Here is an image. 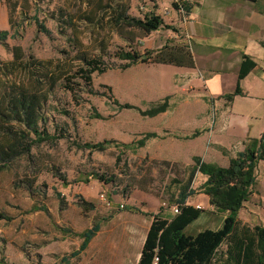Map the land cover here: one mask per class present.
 <instances>
[{
  "label": "rangeland",
  "instance_id": "374dc122",
  "mask_svg": "<svg viewBox=\"0 0 264 264\" xmlns=\"http://www.w3.org/2000/svg\"><path fill=\"white\" fill-rule=\"evenodd\" d=\"M62 2L68 5L67 10H57ZM74 5V0H17L10 28L7 10L2 8L5 1L0 0V29L10 30L0 41V97L8 92L45 90L48 98L38 125L58 136L55 142L33 146L28 156L22 154L7 166L0 165V264H135L148 223L146 215L152 210L173 215L174 200L189 172L190 165L183 162L149 159L138 153L117 159L116 147L103 151L76 147L77 142L110 137L144 141L148 138L144 133L151 130L168 134L160 126L161 118L155 117L163 111L151 115L147 110L152 103L167 101L169 105L171 100H180L157 91L161 74H156L151 62L120 67L126 61L114 54L141 46L142 35L135 42L128 39L134 33L141 34L140 30H116L105 19L89 22L85 18L89 10H76ZM132 7L129 14L138 16L152 4L136 0ZM34 16L48 34L36 25ZM81 54L99 58L107 67L103 73L92 72L89 84L85 73L77 72L85 66ZM253 102H261L264 108L262 101ZM95 112L102 117L96 118ZM254 122L260 124L257 132L254 130L259 138L264 131L263 112ZM11 124L24 128L14 120ZM193 130L186 139V149L200 152L191 151L192 165L197 158L209 162L211 155H219L211 144L214 137L197 135L203 128L193 126ZM139 131L143 134L137 136ZM193 138H197L194 145ZM92 172L104 180L93 178ZM197 172L198 179L194 177L191 183L196 191L188 197L190 203H200L205 213L183 229L186 234L220 227L227 213L211 207L198 191L199 178L206 175ZM256 174L254 192L239 213V232L264 224V161L258 163ZM82 198L93 202L94 208L83 209L79 205ZM97 221L100 229L87 247L70 256L81 241L72 233L82 232ZM226 248L223 242L218 251Z\"/></svg>",
  "mask_w": 264,
  "mask_h": 264
},
{
  "label": "trees",
  "instance_id": "16d2710c",
  "mask_svg": "<svg viewBox=\"0 0 264 264\" xmlns=\"http://www.w3.org/2000/svg\"><path fill=\"white\" fill-rule=\"evenodd\" d=\"M7 9V18L10 28L12 27V14L17 6V0H4ZM83 1V0H80ZM87 4H94L97 8L111 7L110 3H102L101 0H84ZM152 4V8L139 13L138 16L129 14L131 7L130 0L116 3L112 10H89L85 11L87 21L95 23L106 20L116 30L125 28H136L141 31L128 36L130 40L149 34L159 28H169L176 31V28L164 22L159 10L157 0H147ZM257 1V0H250ZM170 7L178 10L184 15L190 9V3L185 0H170ZM57 10H65L59 8ZM88 14L93 15L88 18ZM97 15L96 19H93ZM37 26L41 27L44 33H49L36 16L33 17ZM97 23V22H96ZM9 29H0V41H4L9 35ZM140 43L141 40H139ZM264 46V39L260 41ZM144 58L138 47L120 49L114 55L125 60L120 67L126 68L140 62L167 63L177 66H193L194 60L189 46L184 42L165 43L158 49H145ZM84 65L78 71L85 73L84 79L87 84L91 81V73L98 71L103 73L107 67L102 66L99 58L88 57L81 54ZM254 63H246L242 60L238 74V80L242 79L248 69ZM110 88V87H109ZM111 89V88H110ZM90 93H95L92 90ZM242 91L237 83L233 92L225 94L224 97L230 101ZM48 98V93L40 92H8L0 97V165L7 166L18 156L29 155L31 148L41 142H55L58 136L49 134L39 128L40 112L43 104ZM167 101L163 103H152L148 114H156L167 109ZM95 117H102L99 112H95ZM16 121L24 128L16 127L11 121ZM145 137L154 136L148 132ZM143 140L139 139L136 146L142 145ZM76 147L89 151H103L108 147L127 146L116 139L108 138L98 141L85 140L77 142ZM121 151L117 153V159L121 156ZM195 164L189 166V172L185 182L175 198L178 205V212L170 218L162 217L158 212L151 213V221L145 238L143 240L138 259L135 264H264V225L254 224L252 228H245L244 231L236 230L239 223L238 211L243 203L248 201L254 192L256 182V167L260 161H264V131L259 138H251L246 142L245 148L229 158L226 166L218 165L214 162H204L200 158L195 160ZM197 171L206 175V179L200 185L199 190L208 196L209 204L218 211L227 212L223 223L216 229L205 228L196 234H186L183 229L202 213V209L186 202L188 196L194 191L191 183ZM91 176L98 180H104L101 174L92 172ZM110 179V178H109ZM79 205L85 210L94 208L93 202L81 199ZM100 229V223L93 222L92 225L82 232L72 233L80 237L81 241L78 249L70 252V256L78 255L84 250L89 241ZM67 232H71L68 228ZM226 242L227 248L219 252L220 245ZM65 259V258H64Z\"/></svg>",
  "mask_w": 264,
  "mask_h": 264
},
{
  "label": "crops",
  "instance_id": "0c3cea01",
  "mask_svg": "<svg viewBox=\"0 0 264 264\" xmlns=\"http://www.w3.org/2000/svg\"><path fill=\"white\" fill-rule=\"evenodd\" d=\"M101 1L104 4L110 3V0ZM122 1L126 0H113L111 7L100 9L92 3L87 4L84 0H74V8L112 10L117 2ZM135 1L130 0V10L133 9L132 4ZM185 1L190 3L186 15L172 9L169 5L170 0H157V4L165 8L157 12L161 13L164 22L174 26L176 31L164 27L156 29L144 35L141 39L142 45L138 46V49H158L165 43L184 42L192 53L193 66L152 63L156 74H161V78H157V91L172 97L179 96L180 100L179 102L171 100L165 111L155 115L156 118H161L160 126L163 132L168 134L162 135L159 130H151L155 135L148 137L139 146H136L138 137L131 140L110 138L128 144L117 148V153L121 151V155L126 157L131 158L138 153L149 159H164L191 165L190 161L193 157L191 151L200 152V150L186 149L189 147L186 139L194 131L193 126H195L196 129L203 128L197 135L215 138V142L211 144L219 155L215 153L207 161L226 166L230 157L244 150L249 139L257 138V133L254 132L259 129L260 124H256L254 120L257 114L261 112L264 114L261 102L258 104L253 102L260 100L264 103V46L260 43L264 39V0ZM2 8L7 10L6 6ZM59 8L67 10L68 5L65 6L62 2ZM6 19L8 22L7 17ZM242 60L246 63L252 61L254 65L248 69L242 79L238 80ZM237 83L242 93L228 101L224 95L233 92ZM195 107L199 109L194 110ZM140 134H143V131L137 132V136ZM193 140L192 145L197 138ZM148 143H152V146L149 147ZM202 158L206 159L205 156ZM198 175L196 172L195 179H198ZM205 179V176L199 178L198 191ZM202 194L208 200V196ZM186 202L195 207L200 205V203H190L189 197ZM200 208L203 210L202 213H205V210ZM151 213H156V210L149 211L146 215L148 223L140 245L149 227ZM163 213L159 214L166 218L172 216ZM138 256L139 253L137 259Z\"/></svg>",
  "mask_w": 264,
  "mask_h": 264
},
{
  "label": "built area",
  "instance_id": "2783aa9c",
  "mask_svg": "<svg viewBox=\"0 0 264 264\" xmlns=\"http://www.w3.org/2000/svg\"><path fill=\"white\" fill-rule=\"evenodd\" d=\"M163 206L166 205L165 203L162 204ZM196 207L200 208L199 205H197ZM174 214L178 212V205L174 204L173 205V208H172Z\"/></svg>",
  "mask_w": 264,
  "mask_h": 264
},
{
  "label": "water",
  "instance_id": "95a60500",
  "mask_svg": "<svg viewBox=\"0 0 264 264\" xmlns=\"http://www.w3.org/2000/svg\"><path fill=\"white\" fill-rule=\"evenodd\" d=\"M144 57H145V54H142V55H141V58H144Z\"/></svg>",
  "mask_w": 264,
  "mask_h": 264
}]
</instances>
